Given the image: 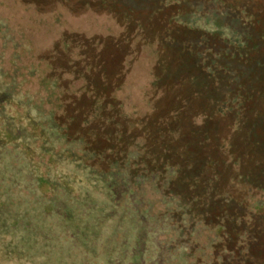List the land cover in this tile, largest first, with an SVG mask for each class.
I'll return each instance as SVG.
<instances>
[{"label": "rangeland", "instance_id": "rangeland-1", "mask_svg": "<svg viewBox=\"0 0 264 264\" xmlns=\"http://www.w3.org/2000/svg\"><path fill=\"white\" fill-rule=\"evenodd\" d=\"M129 1L0 0V68L20 97L38 95L49 103L46 109L57 107L59 121L65 123L66 131L76 132L82 139V148L88 153L85 163L96 172L126 168L122 175L129 179L121 184L133 190L139 176L155 175V181L142 185L150 202H158L151 186L161 182L186 198V194L194 201L202 198L191 206H202L213 230L223 227L224 239L211 238L215 242L209 255L215 264L219 252L231 250V235L243 232L246 209L264 200V127L254 134L258 139L251 136L249 140L245 125L259 119L252 115L241 117L240 133L230 131L232 121L213 114L207 98L215 94L206 71L191 68L187 59L173 55L167 47L170 30L160 0ZM223 1L237 14L244 3L248 16L255 20L264 16V0ZM263 30L258 24L254 31L261 44ZM172 31L176 36L182 33L176 26ZM174 46L182 52L177 43ZM263 52L259 53L264 56ZM203 70L201 87H195L190 80ZM41 79L51 84L57 81L58 86L50 84L43 90ZM254 139L260 141L261 150L247 148L246 142ZM35 162L39 163L37 158ZM15 172L13 178L0 177V201L11 205L6 224H0V264H100L99 234L86 246L91 256L80 244L82 228L76 217L77 225L68 226L59 218L45 219L35 207H29L31 203L47 207V200L53 197L72 207L74 200L79 201L77 192L61 196L65 201L50 189L30 194L36 184L19 169ZM100 187L95 184V189ZM93 195L98 202L103 198ZM162 209L156 204L157 211ZM251 214L255 217L254 211ZM22 216L30 226L35 224L31 233H26L25 224H17V217L21 220ZM236 217L242 221L238 231L233 223ZM251 226L255 243H248L251 253L241 252L236 264H264V220L261 216L252 219ZM64 229L77 238L75 244L73 236H64ZM225 256L223 264L229 259Z\"/></svg>", "mask_w": 264, "mask_h": 264}, {"label": "trees", "instance_id": "trees-1", "mask_svg": "<svg viewBox=\"0 0 264 264\" xmlns=\"http://www.w3.org/2000/svg\"><path fill=\"white\" fill-rule=\"evenodd\" d=\"M100 1L107 4L110 0ZM133 1H129L130 4ZM160 3V9L167 10L165 17L169 19L164 21L170 30L165 38L167 47L173 55L187 59L191 68L196 66L198 70L206 71L207 74L203 70L195 79L192 77L190 81L196 84L195 87H201L199 84L205 78L201 74L209 77V82L213 84L212 94L215 96L207 98L212 104L213 114L232 121L228 129L237 133L241 132L238 128L241 117L258 116L259 119L245 125L244 131L250 140L264 127V56L259 53L264 51V43L261 44L254 34L258 24L264 27V16L262 20L248 16L244 3H241L237 14L223 0H192L186 4L184 0H160ZM174 26L182 30L179 36L172 31ZM1 30L0 24V33ZM175 43L182 52L174 46ZM187 49L190 51L186 52ZM7 79V74L0 68V177L13 178L19 169L24 177L32 181V185L36 184L35 188L29 190L30 194L47 193V189H50L53 195L59 194V200L65 201L61 196L74 192H77L79 199L78 202L73 201L72 207L65 202H57L54 197L47 200V207L33 206L30 201L27 203H31L30 208L35 207L45 219L59 218L68 226L77 225L74 221L76 217L83 230L80 244L91 256L93 253L86 246L99 234L102 242L100 264H213L209 251L215 239L211 238L224 239L223 227L213 230L207 223V213L201 210L202 206H191L202 198L194 201L192 195L188 194L186 198L173 187H167L166 182H161L151 186L158 196V202H150L146 200L145 186L142 185L155 181V175L139 176L133 190L121 184L129 179L123 178L126 168L117 169L115 174L96 172L85 163L88 153L82 148V139L76 136V132L70 134L66 131L65 123L59 121L57 107L55 110L46 109L49 103L46 104L38 95L20 97L17 88ZM50 84L41 79L39 85L46 90ZM57 84L54 81L51 86L55 88ZM206 87L209 89V86ZM252 98L254 101H251ZM257 139L247 141V148L261 150V143ZM57 140L59 143H55ZM80 149L81 155L77 154ZM35 158L39 163L35 162ZM70 167L76 172L71 173ZM1 168L6 171H1ZM115 177L119 178L118 182ZM82 178H86V181ZM93 178L95 183L90 185ZM95 184H100L99 190L95 189ZM75 186L79 189L75 190ZM94 193L103 198L95 201ZM5 203L4 200L0 201V221L5 219L0 222L1 226L10 216L7 215L10 214L11 205ZM156 204L163 206V209L157 211ZM253 211L255 217H252ZM259 216L264 220V200L246 209L242 216L245 221L243 232L229 236L231 250L219 252L215 264H223L225 255L229 258L227 264H236V257L251 253L248 243L251 240L255 243L251 220ZM18 217L17 224H25L26 233L35 229L34 223L30 226L25 222L28 218L24 220L22 216L20 220ZM38 221L43 224V221ZM233 223L238 231L242 221L236 217ZM64 232V236H67L65 229ZM73 235L69 234L68 237L72 239ZM72 240L73 244L78 241L75 236Z\"/></svg>", "mask_w": 264, "mask_h": 264}]
</instances>
